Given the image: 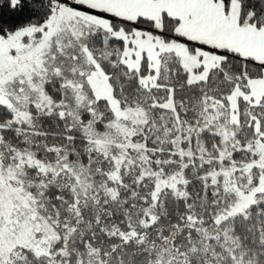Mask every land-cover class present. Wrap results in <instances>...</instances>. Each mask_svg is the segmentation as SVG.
Here are the masks:
<instances>
[{
  "label": "snow or ice",
  "instance_id": "6c2138e0",
  "mask_svg": "<svg viewBox=\"0 0 264 264\" xmlns=\"http://www.w3.org/2000/svg\"><path fill=\"white\" fill-rule=\"evenodd\" d=\"M0 264H264V0H0Z\"/></svg>",
  "mask_w": 264,
  "mask_h": 264
}]
</instances>
